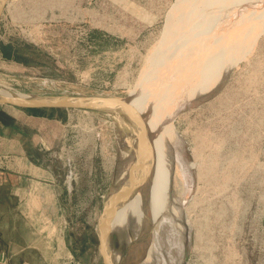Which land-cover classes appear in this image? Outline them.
I'll use <instances>...</instances> for the list:
<instances>
[{
  "label": "rangeland",
  "instance_id": "obj_1",
  "mask_svg": "<svg viewBox=\"0 0 264 264\" xmlns=\"http://www.w3.org/2000/svg\"><path fill=\"white\" fill-rule=\"evenodd\" d=\"M0 88L13 95H105L126 102L139 92L137 111L140 104L147 116L158 106L170 108L164 123L177 136L185 168L170 155L168 195L177 197L184 223L166 210L157 222L135 224L132 235L128 212L137 199H129L115 214L120 238L123 230L129 237L126 254L117 238L119 264H180L186 235L183 264H264V0H8L0 20ZM2 107L30 126H47L46 120L54 129L60 122L70 136L79 134L72 142L74 163L66 154L58 159L62 176L77 186L63 197L59 215L49 216L56 246L35 264H105L100 217L114 187L134 173L141 129L121 116L127 123L122 132L116 116L99 108L31 114ZM164 123L156 125L157 138ZM182 169L186 186L179 195ZM150 226L151 248L143 243ZM55 253H72L73 261H56Z\"/></svg>",
  "mask_w": 264,
  "mask_h": 264
},
{
  "label": "crops",
  "instance_id": "obj_2",
  "mask_svg": "<svg viewBox=\"0 0 264 264\" xmlns=\"http://www.w3.org/2000/svg\"><path fill=\"white\" fill-rule=\"evenodd\" d=\"M0 111L7 121L0 119V264L44 262V253L56 246L49 216L59 215L63 197L72 196L77 186L62 176L58 159L66 154L74 163L77 148L65 123L50 129L42 120L48 125L33 127L7 108ZM58 253L56 261H73L72 253Z\"/></svg>",
  "mask_w": 264,
  "mask_h": 264
},
{
  "label": "water",
  "instance_id": "obj_3",
  "mask_svg": "<svg viewBox=\"0 0 264 264\" xmlns=\"http://www.w3.org/2000/svg\"><path fill=\"white\" fill-rule=\"evenodd\" d=\"M8 0H0V20L4 14ZM14 106L20 108H55V109H70V108H99L110 111L113 116L119 118L121 114L126 115L130 118L136 113L133 107L128 104V102L123 101L111 96L105 95H57V96H12L10 98L0 100V106ZM117 118V119H118ZM139 128L141 129L140 135L144 138L147 135V127L144 125L143 117H137ZM130 147V141H127ZM140 147V146H139ZM131 148V147H130ZM140 157L135 159V170L132 174L130 180L127 183H120L114 187V190L108 195L107 200L104 203V208L100 217L99 229H100V251L105 264H119L116 261L115 247H117V238L119 236L118 229L112 227L113 218L120 207H122L130 198L131 191H133L136 186L140 183L142 177V166ZM143 163V162H142ZM179 221L180 224L184 223V217L180 218L174 217L173 220ZM129 237L127 232L123 230L122 237L120 241L125 243L124 253L126 254V249L128 245ZM121 247V246H120ZM185 256L180 264L188 258L190 240L189 236L186 235L185 242Z\"/></svg>",
  "mask_w": 264,
  "mask_h": 264
},
{
  "label": "bare ground",
  "instance_id": "obj_4",
  "mask_svg": "<svg viewBox=\"0 0 264 264\" xmlns=\"http://www.w3.org/2000/svg\"><path fill=\"white\" fill-rule=\"evenodd\" d=\"M202 42V41H201ZM199 86H201L202 87V85H199ZM209 87H211L210 86V84L209 85H204V87H203V89H202V91L200 90V88L198 89V91H200L199 93H206V91H207V89L209 88ZM7 90V89H6ZM5 89H3V88H0V100H2V99H6V98H10V97H12V96H21V97H25V95H22V94H15V95H13L11 92H9V91H6ZM136 94V93H135ZM137 96H136V98H139L140 97V93L139 92H137ZM143 94H145L144 93V91H143ZM143 94H141V95H143ZM195 95V94H194ZM193 95V96H194ZM165 96V95H164ZM170 95H168V97H169ZM195 97V96H194ZM136 98H134V102H136L135 101V99ZM170 98V97H169ZM174 99H175V97H173ZM173 98H172V100H173ZM136 100H138V99H136ZM166 100V99H165ZM141 100H139V101H137L138 103L140 102ZM193 101H194V99H193ZM133 101L131 102L130 100L128 101V104H130L132 107H133V110H134V112H139V115L140 114H142L143 113V111H144V108H145V106L144 107H142L141 106V104H140V108H139V111H137L136 109H135V107H136V103H134ZM141 103H144V102H141ZM186 104V103H185ZM160 106H162V105H160ZM151 109H153V107H150ZM167 109H170L169 107L168 108H163V106L162 107H159L158 106V108H155V109H153V113L151 114V115H146L145 114V112L143 113V116H144V120L146 121L145 122V124L147 123V127H148V129L150 130V129H152L151 130V132H153V133H148L147 132V135L144 137V138H142L141 137V135H140V133L139 134H137V136H136V139L139 141V151L137 152V154H136V158L135 159H137V157L139 156L140 157V160L143 162V166H142V172L144 173V176L145 175H147V177H148V175H149V172L151 171V175L153 176V174L154 173H159L160 171V167H161V160H163V156L164 157H168V156H170V155H172L173 156V158L175 159V161L178 163V161L180 162V164H181V166L183 167V168H185V165L183 164V160L181 159L182 157H180V153H181V147H180V144H179V142H178V140H177V136L173 133V130L172 129H169V128H167L168 126L164 123V121H166V119H164V117H163V114L167 111ZM148 110V109H147ZM163 112V113H162ZM167 113H168V111H167ZM146 115V117H145V115ZM154 115H158L159 116V118L157 119L156 117H154ZM165 115H167V114H165ZM121 116H123V117H126V115H124V114H121ZM120 115H119V120L117 119V121H118V124H119V130L120 131H124V129H126V125H127V123H126V121H124L122 118L123 117H121ZM130 118H128V117H126V118H128L129 119V121L128 122H132L135 126H136V128H135V130L137 131L138 130V128H139V124H138V121H137V119H136V117H134V116H130V115H128ZM151 116V117H150ZM162 116V117H161ZM152 118V119H151ZM148 119H151V122H147V120ZM154 122H153V121ZM136 122V123H135ZM160 123H164V126L163 127H165V133H160V136H161V138H157V132L155 131L157 128H156V125H158V124H160ZM123 127H124V129H123ZM162 127V128H163ZM125 133H126V130H125ZM128 133V132H127ZM126 133V135H127V137L124 135L123 136V134H122V140H121V142L122 141H124V142H122V144L124 143V147H125V150H124V147H123V150H124V152H125V154H127V156L129 155V154H131V150H132V148H130L129 147V145L127 144L128 142L127 141H131V139H130V136H129V138H128V135L129 134H127ZM149 134L150 135H152L153 134V138L155 137V139L153 140L154 142H153V144H152V146H151V148H150V140H149ZM121 135V134H120ZM157 135V136H156ZM159 136V137H160ZM121 137V136H120ZM124 137V138H123ZM134 137V136H133ZM153 138H151V139H153ZM129 139V140H128ZM134 139H135V137H134ZM160 139H162V141L160 140ZM159 140V142H156V141H158ZM134 141V140H133ZM133 144V143H132ZM132 146V145H131ZM133 147V146H132ZM136 147V146H135ZM151 150V151H150ZM154 151V152H153ZM166 155V156H165ZM131 156V155H130ZM162 156V157H161ZM153 158V159H152ZM155 158V159H154ZM167 159V158H166ZM157 160H159L158 162H157ZM156 161V162H155ZM163 163H164V161H162ZM166 162V161H165ZM162 163V164H163ZM167 163V162H166ZM177 166V165H176ZM163 167V166H162ZM164 168V167H163ZM162 169V168H161ZM164 169H166V168H164ZM176 170V169H175ZM161 171H163V170H161ZM178 171V175H180L181 177H179V178H177V180H178V182H177V185H176V187H177V192L178 193H180L181 195L184 193V191H185V186H186V183H185V178H184V175H183V173L185 172V169H182V172H180L179 170H177ZM173 173V172H172ZM133 174V173H132ZM160 174V173H159ZM157 175V174H156ZM130 176H132V175H130ZM150 177V176H149ZM148 177V178H149ZM131 178V177H130ZM152 178V177H151ZM158 178V177H157ZM147 179V178H146ZM146 179H143L142 178V180L140 181V183H142L143 185H144V187L147 185V181H145ZM156 179V178H155ZM149 180V179H148ZM151 180V179H150ZM169 180V179H168ZM147 182V183H146ZM153 182V181H152ZM160 183V182H159ZM155 184V183H154ZM150 185H151V183H150ZM150 185L148 186V188L150 187ZM140 188V187H139ZM141 188H142V186H141ZM147 188V187H146ZM150 189V188H149ZM135 190V189H134ZM134 190L133 191H131V193L130 194H132V192H134ZM142 190H144V189H142ZM153 191V190H152ZM164 191V190H163ZM142 192V191H141ZM177 193V194H178ZM140 194V193H139ZM139 194H138V196H139ZM165 194V193H164ZM167 194V193H166ZM136 195H137V193H136ZM135 195V196H136ZM141 195V194H140ZM160 195V194H159ZM133 196H134V193H133ZM137 196V198L139 199V197ZM142 196V195H141ZM140 196V197H141ZM164 196V195H163ZM164 200H165V198H164ZM133 201H134V199H133ZM175 201V200H174ZM136 202V201H135ZM156 202V201H155ZM177 202H178V199H177ZM128 205H130L129 203H127ZM127 205V206H128ZM129 207V206H128ZM150 208V207H149ZM129 209H130V207H129ZM175 209V208H174ZM176 210V209H175ZM143 212V211H142ZM132 213V212H131ZM115 222L117 223L118 221H117V218H116V216H114V218H113V221H112V227L114 228V224H115ZM119 236H120V234H119ZM148 244V243H147ZM117 257V256H116ZM118 260V257L116 258V261ZM135 262V261H134Z\"/></svg>",
  "mask_w": 264,
  "mask_h": 264
},
{
  "label": "flooded vegetation",
  "instance_id": "obj_5",
  "mask_svg": "<svg viewBox=\"0 0 264 264\" xmlns=\"http://www.w3.org/2000/svg\"><path fill=\"white\" fill-rule=\"evenodd\" d=\"M168 128L172 129L173 128L171 126H169ZM162 141V139H160ZM154 152V151H153ZM166 156V155H165ZM162 157V156H161ZM163 160H161V167H160V174L159 173H154L153 176L151 175V171L149 172L148 177H146L147 179L145 181H147V185L144 187L143 184H141L142 188L140 187L139 189L142 191L140 192V195L137 191L130 196L129 199H137L136 200V205L134 209H131L128 212V216H129V220H130V224L132 227H130V233L132 235H134L135 229H139V226L144 224V220L145 218H152L155 222H157L159 220V218L161 217V214H163V211L165 212L166 210H171L173 211L174 215H179L180 210L177 208V206L175 205L177 203V197L173 195V192L171 194V197L168 195L169 190L171 189L170 187V180L172 182V179L169 178L168 176V158L170 160H173L170 156L168 157H162ZM167 158V159H166ZM153 159V158H152ZM155 159V158H154ZM159 161V160H158ZM164 161V163L162 162ZM167 163H166V162ZM156 162V161H155ZM163 163V164H162ZM166 168V169H164ZM162 168V169H161ZM163 170V171H161ZM157 174V175H156ZM152 177V178H151ZM158 177V178H157ZM156 178V179H155ZM149 179V180H148ZM151 179V180H150ZM169 179V180H168ZM153 181V182H152ZM175 181V179H174ZM160 182V183H159ZM151 183V185H150ZM155 183V184H154ZM150 185V189L148 188V186ZM147 187V188H146ZM144 189V190H142ZM153 190V191H152ZM164 190V191H163ZM177 191V188H176ZM137 193V195H136ZM165 193V194H164ZM167 193V194H166ZM178 193V192H177ZM139 194V196H138ZM160 194V195H159ZM179 194V193H178ZM136 195V196H135ZM164 195V196H163ZM180 195V194H179ZM137 196L139 197V199L137 198ZM141 196V197H140ZM165 198V200H164ZM175 200V201H174ZM133 201V200H132ZM156 201V202H155ZM150 207V208H149ZM176 210H175V209ZM143 211V212H142ZM156 211V214H154V212ZM132 212V213H131ZM128 216L126 217L128 219ZM134 222H133V221ZM133 222V224H132ZM136 224V227H135ZM156 224V223H155ZM178 224L179 221H178ZM150 225V224H149ZM137 229V230H138ZM153 228L150 226L148 228V230L146 231V235H145V240H143V243L146 244V246H149L150 248L152 247V240H153ZM135 232V233H134ZM148 243V244H147ZM151 251V250H150ZM152 253V251H151ZM148 254L147 258L151 256ZM139 262V261H138ZM135 263V264H141L140 263ZM128 264V263H126ZM131 264V262L129 263Z\"/></svg>",
  "mask_w": 264,
  "mask_h": 264
},
{
  "label": "trees",
  "instance_id": "obj_6",
  "mask_svg": "<svg viewBox=\"0 0 264 264\" xmlns=\"http://www.w3.org/2000/svg\"><path fill=\"white\" fill-rule=\"evenodd\" d=\"M27 111H29L31 114H45L46 113V110L48 111H56L58 109H55V108H26ZM5 112L3 111H0V119L5 120ZM14 121H15V118H14ZM7 122V121H6Z\"/></svg>",
  "mask_w": 264,
  "mask_h": 264
},
{
  "label": "built area",
  "instance_id": "obj_7",
  "mask_svg": "<svg viewBox=\"0 0 264 264\" xmlns=\"http://www.w3.org/2000/svg\"><path fill=\"white\" fill-rule=\"evenodd\" d=\"M84 129H86V128H83L82 130H84ZM77 133H78V132H77ZM82 135L84 136V134L81 133V137H80L79 139L82 138ZM78 136H79V134H77V135L72 134V135H71V137L73 138V140H74V137H78ZM70 166H71V165H70ZM71 174H72V172H71ZM67 181H68L70 184H72V179H71V178L67 179Z\"/></svg>",
  "mask_w": 264,
  "mask_h": 264
}]
</instances>
